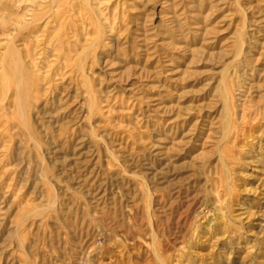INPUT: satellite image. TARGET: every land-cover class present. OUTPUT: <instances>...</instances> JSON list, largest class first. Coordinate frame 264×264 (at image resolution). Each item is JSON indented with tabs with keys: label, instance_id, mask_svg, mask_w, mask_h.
Returning <instances> with one entry per match:
<instances>
[{
	"label": "rangeland",
	"instance_id": "rangeland-1",
	"mask_svg": "<svg viewBox=\"0 0 264 264\" xmlns=\"http://www.w3.org/2000/svg\"><path fill=\"white\" fill-rule=\"evenodd\" d=\"M0 264H264V0H0Z\"/></svg>",
	"mask_w": 264,
	"mask_h": 264
},
{
	"label": "bare ground",
	"instance_id": "bare-ground-1",
	"mask_svg": "<svg viewBox=\"0 0 264 264\" xmlns=\"http://www.w3.org/2000/svg\"><path fill=\"white\" fill-rule=\"evenodd\" d=\"M29 56V55H28Z\"/></svg>",
	"mask_w": 264,
	"mask_h": 264
}]
</instances>
